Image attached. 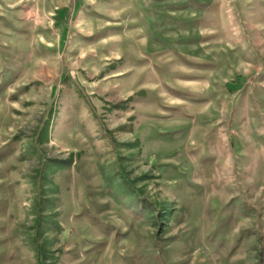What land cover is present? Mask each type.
Segmentation results:
<instances>
[{
	"label": "rangeland",
	"instance_id": "obj_1",
	"mask_svg": "<svg viewBox=\"0 0 264 264\" xmlns=\"http://www.w3.org/2000/svg\"><path fill=\"white\" fill-rule=\"evenodd\" d=\"M0 264H264V0H0Z\"/></svg>",
	"mask_w": 264,
	"mask_h": 264
},
{
	"label": "crops",
	"instance_id": "obj_2",
	"mask_svg": "<svg viewBox=\"0 0 264 264\" xmlns=\"http://www.w3.org/2000/svg\"><path fill=\"white\" fill-rule=\"evenodd\" d=\"M197 4V3H196ZM199 4V3H198ZM206 43V41H205ZM201 45V44H200ZM151 48H154V46H151ZM155 49V48H154ZM204 51H207V49L205 48ZM203 55L200 56V58L204 59V58H207V54H204V56L202 57ZM148 83H144V85H147ZM195 87H197L196 85H194ZM194 86H191L193 87L194 89H196Z\"/></svg>",
	"mask_w": 264,
	"mask_h": 264
},
{
	"label": "trees",
	"instance_id": "obj_3",
	"mask_svg": "<svg viewBox=\"0 0 264 264\" xmlns=\"http://www.w3.org/2000/svg\"><path fill=\"white\" fill-rule=\"evenodd\" d=\"M38 251L40 252V247H39ZM38 260H39V261L41 260V259H40V256H39Z\"/></svg>",
	"mask_w": 264,
	"mask_h": 264
}]
</instances>
